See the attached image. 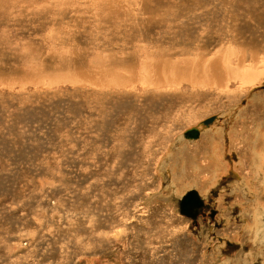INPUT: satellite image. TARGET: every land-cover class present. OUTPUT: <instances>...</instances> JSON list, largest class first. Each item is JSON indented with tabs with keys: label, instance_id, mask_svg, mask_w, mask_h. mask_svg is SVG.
Listing matches in <instances>:
<instances>
[{
	"label": "rangeland",
	"instance_id": "374dc122",
	"mask_svg": "<svg viewBox=\"0 0 264 264\" xmlns=\"http://www.w3.org/2000/svg\"><path fill=\"white\" fill-rule=\"evenodd\" d=\"M226 8L248 17L226 21L244 26L242 85L118 99L81 81L142 31L151 50L186 46L181 30L170 44L176 14L218 41ZM193 189L208 205L195 222L180 206ZM0 264H264V0H0Z\"/></svg>",
	"mask_w": 264,
	"mask_h": 264
},
{
	"label": "bare ground",
	"instance_id": "6f19581e",
	"mask_svg": "<svg viewBox=\"0 0 264 264\" xmlns=\"http://www.w3.org/2000/svg\"><path fill=\"white\" fill-rule=\"evenodd\" d=\"M252 9H253V7H252ZM255 10H256V8H255ZM195 14H197V13L195 12ZM210 14L207 15V14L199 13V16H201L202 18H205L208 22H216L218 19L217 16L213 17ZM199 16L197 15V18ZM254 16H256V15H254ZM228 17H229V20L231 19V17L232 18L238 17V18H240V20L248 18L246 16L245 12H241L238 8H234L231 11H229V8L224 9V18H223L221 25L219 26V29H218V31H219L220 29L224 28V32H220L218 34L219 35L218 41H216L215 40L216 37H215L214 32H211L207 28H204L199 23H197L196 25L194 24V26H191L190 24L182 25V23H181L182 15L176 14L175 17L173 18L174 20L169 21V23H171V24L166 25V28L172 31V37L173 38H171L170 44L176 45V46L180 44V42H179L180 39L178 37V34L180 33L179 30H181L183 32V35H185V39L182 40V42L184 41L186 43V46L180 48L179 47L180 45H179V46H177L179 48H175V46H174L173 48L167 49V48H163L160 44H158V46L156 45L157 47L154 50H151V48H149V43L152 44V42H155L157 40L152 39L155 41H150V39H151L150 36H148L150 38L149 40L147 38L145 39V34H147V35H149V34L146 31H142V32H145V34H143L141 32L140 33L141 36H139V37L142 40H145L144 42L140 43L141 39H137L135 37L131 40L128 39V41L126 43L130 44V46H127V47L121 46L120 56L114 55L115 53L108 55L103 60L102 65L100 67L92 64V61H91L92 58H91V60H89L88 63L85 62V65L86 66L88 65L90 67L88 74H90V75L92 74V73H90L91 68L94 69L98 74L96 77H94L95 79L89 80V82H87V80L85 79V76H83L81 78V81L85 84H88V85H97L98 88L107 89V91L112 90L113 94L116 95V97L118 96V93H120V90L124 91V94H125L126 93L125 91H129L127 89H129L131 87H138V86H134V85H141V87L144 88L143 91H147L148 89H152L154 91H160L158 89H163V88H166L167 86H169V87L175 86L178 83H181L182 86H183V84H186V85L191 86L193 88L205 86V87H212V88H215V87L224 88L225 90L228 89L231 85L236 84V83H241V85H242L247 80L251 79L254 76V75H252L254 73L251 71L250 67L248 66V64H250V63L246 62L244 55L242 53H235L234 48L230 47L231 45H236L238 42H241L242 44H241V47H239V48L244 49V47H243L244 42L240 41V39L238 38L239 35L241 36V34H243V27L244 26L239 25L240 26V28H239L238 24L236 22L235 23L226 22ZM160 21H162V20H160ZM236 21H238V20H236ZM163 24H165V23H163ZM225 24H228V26H226ZM159 42L163 43V42H165V39L161 40ZM222 42H223V44H222ZM193 43H196V45L198 44V48L196 50H194L195 48H193V47H188ZM234 43H236V44H234ZM153 44H155V43H153ZM215 44H217V45H215ZM124 45H125V43H124ZM215 46H219V48H217V50H213V47H215ZM242 49L240 51H242ZM68 74L69 73H67V75L62 76L64 78L63 82H68L71 80V77ZM206 77H209L210 80L205 81ZM75 84H78V83L75 82ZM83 86H86V85L83 84ZM87 91L89 93H91V91L97 92V90H94L92 88H88ZM98 93H100V92H98ZM103 95H105V94H103ZM148 95H150V94H148ZM125 96H123V97H125ZM149 99L150 98H148V96H145L142 98L143 101L144 100L149 101ZM168 99H169V97H168ZM164 100H162V101H164ZM155 101H157V100H155ZM178 101L180 103V100H178ZM164 102H166V101H164ZM133 103L135 104L136 102L134 101ZM133 103H132V105H133ZM161 103H163V102H161ZM174 103H175V101H174ZM140 105H141V103H140ZM146 106L149 107V105H147V104H146ZM151 107H153V106L150 105L149 109H151ZM158 107H160V106H158ZM143 108H141V110ZM135 109H137V108H135ZM111 110H112V107H111ZM145 110H146V108H145ZM165 111H167V110L165 109ZM128 112H129V110H128ZM136 112H137V110H136ZM138 112H139V110H138ZM143 113H147V111L146 112L143 111ZM153 113H154V111H153ZM114 114H115V112H114ZM151 114L152 113H150V115ZM140 115L142 118L143 114L140 113ZM154 115H155V113H154ZM132 118H134V117L132 116ZM144 118H145V116H144ZM217 118H219V117H217ZM135 122H136V120H135ZM155 123H157V121H155ZM205 124H208V123L205 122ZM141 125H142V123H141ZM156 126L151 124L148 128L150 129V131H153ZM124 127H125V125H124ZM215 127H217V126H215ZM116 130H117V128H116ZM150 131H148L147 129H144L143 133L146 134ZM126 138H127V136H126ZM151 144L152 143H150V141L147 142L145 145V149L150 150ZM258 228L253 230L254 234L252 232V237H251L252 241L255 244H257V242L260 241L259 239L262 240V238H260ZM253 237H255V238H253Z\"/></svg>",
	"mask_w": 264,
	"mask_h": 264
},
{
	"label": "water",
	"instance_id": "95a60500",
	"mask_svg": "<svg viewBox=\"0 0 264 264\" xmlns=\"http://www.w3.org/2000/svg\"><path fill=\"white\" fill-rule=\"evenodd\" d=\"M214 120V116L205 119L206 123H211ZM186 137L196 139L199 137V131L196 129H189L185 133ZM204 204V199L200 196L199 192L195 189L188 191L181 200V213L189 216L193 221H197L198 213H194L195 210L201 209Z\"/></svg>",
	"mask_w": 264,
	"mask_h": 264
},
{
	"label": "flooded vegetation",
	"instance_id": "af4514ba",
	"mask_svg": "<svg viewBox=\"0 0 264 264\" xmlns=\"http://www.w3.org/2000/svg\"><path fill=\"white\" fill-rule=\"evenodd\" d=\"M198 191V190H197ZM199 192V191H198ZM200 194V193H199ZM201 196V195H200ZM202 197V196H201ZM202 199H204L203 197H202ZM208 205L205 203V201H204V204H203V207L201 208V209H199V211L198 210H195V212L194 213H198L199 212V214H198V216H201V217H204L205 219L207 218L206 216V214H207V212H206V209L208 208L207 207ZM214 213H216V211H213V215H214Z\"/></svg>",
	"mask_w": 264,
	"mask_h": 264
}]
</instances>
